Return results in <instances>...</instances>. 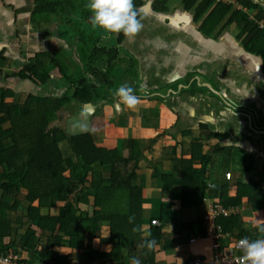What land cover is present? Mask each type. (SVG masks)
<instances>
[{
    "label": "crops",
    "instance_id": "obj_1",
    "mask_svg": "<svg viewBox=\"0 0 264 264\" xmlns=\"http://www.w3.org/2000/svg\"><path fill=\"white\" fill-rule=\"evenodd\" d=\"M142 1V29L134 38L124 36L121 39L117 44L116 63L109 69L110 92L122 84L134 88L139 98L135 108L121 105L118 109L114 95L102 94L101 90L89 102L73 99L74 90L69 89L67 93V87L60 85L58 69L50 72L51 80L46 83L19 76L27 61L37 54L63 55L67 51L66 47L58 50L60 45L53 51V38L62 40L65 37V34H58L59 30H64L59 20L38 24L31 21L34 0H0V86L13 92L12 102L19 114L29 96L62 98L47 129H57L67 137L89 133L96 146L115 149L119 159H128L121 164V174L128 180L130 192L139 190L141 229L147 230L153 219L162 226L160 243L154 248L153 264H187L194 257L207 259L210 256L207 255L209 247L191 249L190 246L198 242L187 243L196 235L191 230H183L184 226L201 222L214 204L226 207L222 192L234 199L240 182L255 181L264 191V62L261 56L241 45L234 35V25L220 34L217 31L221 25L209 36L200 32L204 17L215 4L194 21L193 10L185 11L182 0H167L166 12H154L153 0ZM251 1L264 11V0ZM146 5H149L148 11L143 10ZM263 24L264 21L258 22L259 28ZM71 34L76 37L75 33ZM101 36L102 42L110 37L114 44L118 34ZM76 50L72 57L79 63ZM105 59L108 57H96L91 65L104 73L109 68ZM80 74L100 89L91 70L83 69ZM36 106L34 102L26 109ZM10 126L11 122L6 120L1 128L7 131ZM0 139L4 147L11 144L9 136H0ZM129 140L137 143L140 153L132 159L128 158ZM58 148L64 157L77 162L67 141L59 142ZM207 154L210 162L206 197L200 206L182 207L181 160L195 156L193 165L200 171V156ZM68 176V172L64 174L62 184H66ZM87 179L91 180L90 176ZM23 196L19 195L20 200ZM7 199L4 197L2 201L10 203ZM63 199L66 198L52 199L54 208L62 207ZM69 199L70 202L71 197ZM92 207L91 203L78 205L80 215L77 212L72 221L70 232L80 236L79 246L68 247L69 237L57 245L60 247L49 246V250L63 257L62 264H111L99 259L90 262L84 257L89 251L106 253L109 249L108 229L100 224ZM227 208L240 210L232 223L236 226V235L255 236L256 228L264 224V212L255 213L248 199L240 206ZM1 213L8 221L17 218L14 223L10 222L13 234L5 237L4 243L24 235L29 225L24 216ZM84 242H87L86 247ZM19 247L16 246L21 253ZM33 248L38 249V246ZM22 254L28 264H42L32 253ZM121 264L132 263L124 255Z\"/></svg>",
    "mask_w": 264,
    "mask_h": 264
},
{
    "label": "trees",
    "instance_id": "obj_2",
    "mask_svg": "<svg viewBox=\"0 0 264 264\" xmlns=\"http://www.w3.org/2000/svg\"><path fill=\"white\" fill-rule=\"evenodd\" d=\"M238 1L250 12L257 11L255 22L264 21V11L254 2ZM87 3V0H34L31 21L38 24L59 20L63 27L69 28L70 34L75 33L78 41L76 46L78 61L83 69L91 70L98 80L100 89L80 74L83 69L79 64L76 65L75 61L69 69L64 65L65 57L47 52L30 58L28 65L19 72L20 77L33 82L46 83L51 80L50 72L58 69L62 86L67 87V93L69 89H73L72 98L77 101L89 102L96 94H100V90L102 94L113 95L110 92L112 82L109 69L113 63H116L117 44L124 36L122 33L118 34L114 40L115 45L110 47L107 46V40L102 42V36L93 32L95 28L90 23L91 13L85 7ZM142 3V0H134L139 18ZM166 3L167 0H153V11L166 12ZM213 4L215 6H212ZM182 5L187 12L193 10L194 21H198L212 6V10L204 17L199 27L200 32L209 36L212 34L210 32L215 31L220 25L221 28L218 29L220 31H217L219 34L232 25L241 27L239 35L245 39H243L244 46L251 53L261 56L264 62V31L257 23L254 24L249 20L248 14L241 17V10L226 3H215L214 0H182ZM98 32H101V29ZM107 34L109 33L103 31V36ZM110 39L112 38L108 40ZM106 56L108 59L104 62L109 65L108 70L104 73L95 70L91 65L94 59ZM36 68L42 72L37 73ZM27 72L30 75H27ZM12 98L13 92L0 86V136H9L11 142L6 147L0 143V253L18 252L16 246H20L21 253H32L41 263L43 261L64 263L58 252L49 250V246L60 245L66 237H69L68 247L74 248L80 245V236L70 232L71 224L79 211L78 205L86 206L91 203L99 216L100 224L108 229L109 249L106 253L94 254L89 253L90 251L84 253L88 261L99 259L104 263L121 264L125 255L132 264L134 258L139 259L140 264H153L154 248L149 250L143 245L146 240L155 239L157 246L161 240L162 228L153 227L149 223L147 230L141 229L142 200L139 198V190L137 193L130 192L127 187L128 180L126 181L122 177L124 174H121V164L127 163L128 159H119L115 149L108 150L96 146L89 133L67 137L57 129H47L62 104V98L29 96L21 114L18 113ZM67 98L68 96L65 99ZM34 102L37 103L34 109H26ZM6 120L11 122V126L9 130L3 131L1 125ZM63 140L67 141L77 162L64 157L58 148V143ZM128 148L129 159L140 154L134 140H129ZM200 160L202 161L200 171L194 168L195 156L181 160L180 205L182 207L200 206L206 197L208 189L206 175L210 156L208 154L200 156ZM102 168H106L105 178L102 176L104 174ZM67 172L69 175L67 182L62 184L61 181ZM87 176H90L91 180H88ZM92 191L95 193L93 194ZM19 195H24V199L20 200ZM4 197L8 198L10 203L3 202ZM69 197H71L69 203L54 208L52 199ZM244 199H248L255 213L264 212V191L255 181L240 182L234 199L227 197L225 191L222 192V200L226 207L240 206ZM1 212L25 217L29 225L24 235L17 236L15 241L4 243L3 239L13 234L10 222L14 223L17 218L8 221L2 217ZM232 223L233 221L226 219L219 220L224 232L233 234L237 240L248 238L252 241L264 238V232L259 230L264 224L256 228V234L253 236L252 234L236 235L234 232L236 226ZM194 227L195 225H189L187 229ZM35 246L40 249H34Z\"/></svg>",
    "mask_w": 264,
    "mask_h": 264
},
{
    "label": "clouds",
    "instance_id": "obj_3",
    "mask_svg": "<svg viewBox=\"0 0 264 264\" xmlns=\"http://www.w3.org/2000/svg\"><path fill=\"white\" fill-rule=\"evenodd\" d=\"M237 2L239 3V1ZM231 5H234L237 10H241L238 5ZM239 5L242 6L240 3ZM85 7L91 13L90 23L93 28L101 29L109 34L122 33L127 38H134L142 29L143 25L135 9L134 0H88ZM262 30L264 31V29ZM135 91L134 88L123 84L116 88L113 92L117 99L116 107L119 109L123 105L128 109L135 108L139 103ZM199 223H196L195 226ZM259 230L264 232V227H260ZM143 246L151 250L156 247V240H146ZM237 247L243 253L240 257V264H264V238L252 241L244 238L238 241ZM133 264H140L139 259L134 258Z\"/></svg>",
    "mask_w": 264,
    "mask_h": 264
},
{
    "label": "built area",
    "instance_id": "obj_4",
    "mask_svg": "<svg viewBox=\"0 0 264 264\" xmlns=\"http://www.w3.org/2000/svg\"><path fill=\"white\" fill-rule=\"evenodd\" d=\"M215 2L228 3L230 5L236 4L239 9L241 7L236 0H215ZM243 9L247 11V8ZM263 26L261 25L260 28L264 29ZM239 215V208L229 209L221 203L212 205L202 221L191 230L196 235L195 238L188 241V244L193 245L200 240H209L212 250L211 259L194 257L187 264H240V257L243 253L237 247L239 240L233 234L225 233L219 224L221 219L235 221ZM151 226L162 227L161 223L156 219L151 220ZM0 264H28V262L22 253L10 251L0 253Z\"/></svg>",
    "mask_w": 264,
    "mask_h": 264
},
{
    "label": "rangeland",
    "instance_id": "obj_5",
    "mask_svg": "<svg viewBox=\"0 0 264 264\" xmlns=\"http://www.w3.org/2000/svg\"><path fill=\"white\" fill-rule=\"evenodd\" d=\"M232 1H235V0H232ZM241 8V11H242V14H241V17L244 15V14H248V18H249V20H251L252 22H254V24H256L257 22H255L254 21V19H255V15H256V13H257V11H254V12H250L248 9H247V11H245L244 9H243V7L241 6L240 7ZM225 22V21H224ZM257 25H258V23H257ZM258 27H259V25H258ZM263 28H264V26H263ZM66 32H65V31ZM64 30H59L58 31V34L59 35H63V34H65V37H64V39H62V40H58V39H56V38H53V41L55 42V45H53V47L55 48V49H53V51L54 50H57L58 49V47H59V45H60V48L58 49V50H60V49H62V48H65L66 47V49H67V51L66 52H64V53H62L66 58L65 59H67V61H66V63L70 66H72V64H73V55L75 54V48H76V46H77V39H76V37L74 36V35H72V34H70L69 32H71L70 30H69V28L68 27H66V26H64ZM99 31V29L98 28H95V31H93L95 34H103V30H101V32H98ZM241 32V27H236V30L234 31V35H235V37H237L238 38V41L241 43V45H243L244 46V44H243V37H241L240 35H239V33ZM210 33H212V32H210ZM72 35V36H71ZM110 37H107V46L108 47H110V46H112V42L110 41V40H108ZM245 40V39H244ZM114 45V44H113ZM245 47V46H244ZM77 49V48H76ZM51 54V53H50ZM58 55H61L60 53H58ZM62 55V56H63ZM63 56V57H64ZM77 58V57H76ZM28 63H29V61H27V63H26V65H28ZM77 64L76 65H78L79 63L78 62H76ZM25 65V66H26ZM25 66H24V68H25ZM79 67H80V65H79ZM35 71L36 72H42L40 69H35ZM27 75H30V73L29 72H27ZM85 76V75H84ZM62 80H60V85H62ZM100 93V92H99ZM235 168H236V166H235ZM107 177V176H106ZM105 178V177H104ZM90 191V190H89ZM93 192V191H92ZM94 194V193H93ZM76 197H78V195L76 196ZM69 198H67V199H63V201H62V203H63V205L64 204H66V203H69ZM142 200V199H141ZM9 201V200H8ZM142 203V202H141ZM79 212V211H78ZM79 215H80V212L78 213ZM78 214H76V215H78ZM76 217V216H75ZM82 217V216H81ZM180 220L182 219L181 217L179 218ZM196 224V223H195ZM195 224H193V225H195ZM187 226L188 225H186V226H184L183 227V230H186L187 229ZM193 227V226H192ZM190 229H193V228H190ZM189 231V230H188ZM87 236V235H86ZM86 239V238H85ZM87 240V239H86ZM86 243L87 242H84V245H85V247H86ZM188 244V243H187ZM84 245H83V247H84ZM190 247H192L191 249L192 250H194V251H197V247H198V249H200V247H209V253L207 254V255H209L210 257H207V260H209V259H211V256H212V253H210V247H211V242L209 241V240H200L199 242H198V244L197 245H194V246H190ZM38 249H40L39 247H38ZM37 258V257H36ZM63 258V257H62ZM37 261V260H36ZM35 261V262H36ZM45 263V261H43L42 262V264H44Z\"/></svg>",
    "mask_w": 264,
    "mask_h": 264
},
{
    "label": "water",
    "instance_id": "obj_6",
    "mask_svg": "<svg viewBox=\"0 0 264 264\" xmlns=\"http://www.w3.org/2000/svg\"><path fill=\"white\" fill-rule=\"evenodd\" d=\"M144 11H148L149 10V5H146L144 8H143Z\"/></svg>",
    "mask_w": 264,
    "mask_h": 264
}]
</instances>
